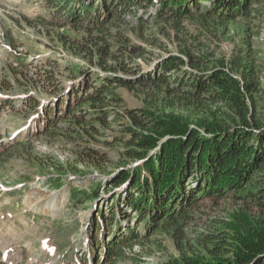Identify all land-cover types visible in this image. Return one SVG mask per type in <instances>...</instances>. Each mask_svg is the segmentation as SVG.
<instances>
[{
  "label": "trees",
  "instance_id": "16d2710c",
  "mask_svg": "<svg viewBox=\"0 0 264 264\" xmlns=\"http://www.w3.org/2000/svg\"><path fill=\"white\" fill-rule=\"evenodd\" d=\"M77 1L65 9V20L79 24L76 28L85 31L87 36L73 42L66 37L61 40L70 43L71 48L77 46L81 55L89 52L90 56L86 55L89 58L97 50L99 61L106 69L137 67V60L147 52L143 45L132 43L127 33H112L104 25L116 16L130 14L140 22L135 33L143 41L153 36L142 27L144 23L150 20L159 26L165 23L170 30L169 37L180 46V53L161 55L151 71L139 70L133 77H101L89 70L80 71L69 85L66 100L62 98L56 105H47L43 115L46 127L34 134L38 139L50 137L55 133L53 125L65 121L76 124L77 127H68L75 131L78 139L95 138L97 134L105 136L103 132L112 122L119 123L117 115L111 119L119 109L134 126L127 135H113V144H124L117 161L108 160L95 145L83 147V151L76 153L78 163L94 165L103 176L114 174L109 177L108 191L128 186L122 192L124 195L113 197L117 203L112 204L108 215H113L115 208L126 205L134 211L139 226L129 232L116 228L112 241L105 243L103 260L99 263L95 254L94 261L108 264L115 252H122L129 242L146 238L159 229L171 232L179 248L192 251L194 243L185 234L183 223L192 219L191 212L199 208L200 201L209 199L216 210L219 207L216 205L224 200L239 204L237 210H244L248 217L255 212L256 221L248 220L245 237L236 218L224 219V222L217 217L213 218L214 222L204 223L206 230L198 231L196 238L202 245V252H196L198 257L192 261L184 259L185 264H264V227L255 224L264 222V113L258 112L256 99V94L263 95L264 88L254 67L253 41L249 36L244 37L228 62L222 59V63H218L221 59H215L221 40L219 24L236 18L251 23L256 16L253 4L262 0H90L88 3L81 1L80 5ZM149 6H154L155 12L147 17ZM141 8L147 13L139 15ZM57 17L58 14L51 20ZM46 20L33 24L63 26ZM52 61L50 56L43 60L41 73L48 80L54 78L55 86L62 91V81L55 77V72L51 73L58 71L59 66ZM118 86L154 89L163 95L160 99L163 104L175 99L195 109L201 116L199 122L185 124L180 120L173 123L163 115H151L142 108L129 107L117 92ZM83 104L93 107L95 115L88 118ZM109 143V140L102 141L103 146ZM18 145L21 146L11 150L5 145L3 152L8 151L5 156L11 159L22 155V149L32 150L28 140L14 146ZM132 161L138 162L137 165L130 167ZM53 166L66 169L60 161ZM81 191L74 188L72 198L79 199L87 192ZM98 191L99 188L92 195ZM86 194L89 196V192ZM100 219L102 229L106 230L104 213ZM231 228L238 231L234 233ZM121 252L114 256H120Z\"/></svg>",
  "mask_w": 264,
  "mask_h": 264
},
{
  "label": "rangeland",
  "instance_id": "374dc122",
  "mask_svg": "<svg viewBox=\"0 0 264 264\" xmlns=\"http://www.w3.org/2000/svg\"><path fill=\"white\" fill-rule=\"evenodd\" d=\"M81 1L88 3L90 0H78L77 5ZM72 2L75 0H0V264H97L93 261V248L99 261L102 251L96 248L98 242L102 246L105 241H112L118 227L126 232L139 227L134 211L126 205L115 208L113 215H108L112 204L117 203L113 197L124 195L122 192L128 186L119 191H108L111 179H104L94 165L89 167L76 159V153L88 145L101 149L112 162L119 159L124 144H113L115 136L127 135L134 127L122 109L111 116L113 119L117 115L119 123L112 122L103 132L105 136L97 134L95 138L78 139L75 131L68 127H77L76 124L65 121L53 125L55 133L50 137L40 136L38 139L34 134L41 128V118L47 105H56L62 98V101L66 100L69 85L80 71L89 70L101 77H133L139 70L151 71L161 55L180 53V46L169 37L170 30L165 23L160 26L151 20L144 23L142 27L153 36L143 41L135 33L140 22L130 14L116 16L104 25L112 33H127L132 43L143 45L147 52L137 60V67L117 70L108 65L109 69H106L99 61L97 50L89 58V52H85L87 56L81 55L77 46L71 48L70 43L61 40L66 37L73 42L75 39L84 40L87 36L85 31L76 28L79 24L66 23L65 9ZM253 7L256 16L251 23L236 18L227 24H219L221 40L215 59H221L218 63H222V59L228 62L236 45L249 36L253 41L254 67L264 88V0L255 2ZM144 10L141 8L139 15L147 13ZM154 10V6H149L148 13ZM56 14L58 17L51 20ZM41 19L63 26L33 24L41 22ZM211 21L218 24L216 20ZM189 24L191 22H187ZM49 56L59 66L58 71L51 73L55 72V77L62 81V91L55 86L54 78L48 80L41 73V63ZM117 92L129 107L142 108L151 115H163L173 123L181 120L185 124H194L201 117L195 109L175 99L167 104L161 103L163 95L154 89L118 86ZM256 95L258 112L264 113V93ZM74 109L78 114V107ZM82 109L87 112L88 118L95 115L94 108L89 104H83ZM27 140L32 150L27 152L22 149V155L11 159L7 154L5 156L8 151L3 152L2 145L11 150L24 144L14 146L19 141ZM103 140H109V145L103 146ZM2 155L5 158H1ZM57 161L66 169L53 166ZM137 163L132 161L129 166L134 167ZM74 188L86 190L89 196L98 188L99 191L92 198L82 193L75 200L71 195ZM32 201H36L37 205H33ZM216 206H219L217 210L209 199L200 201L199 208L191 212L192 219L183 223L185 234L194 243L192 251L179 248L171 232L159 229L146 238L129 242L134 244L133 247L128 244L122 252L118 250L122 253L120 256H114L115 252L108 264H185L184 259L188 258L192 261L198 257L196 252H202V245L196 240L198 231L206 230L204 223L214 222L213 218L217 217L224 222V219L236 218L244 229L241 232L243 237L247 236L245 226L251 219L256 221L255 212L248 217L244 210H237L240 209L239 204L226 200ZM103 213L107 217L104 220L107 221V234H104V229L100 230ZM255 224L264 227V222ZM231 230L234 233L238 231L236 228Z\"/></svg>",
  "mask_w": 264,
  "mask_h": 264
},
{
  "label": "water",
  "instance_id": "95a60500",
  "mask_svg": "<svg viewBox=\"0 0 264 264\" xmlns=\"http://www.w3.org/2000/svg\"><path fill=\"white\" fill-rule=\"evenodd\" d=\"M114 174L110 175V176H103L104 179H108L109 177H112ZM115 193V192H114Z\"/></svg>",
  "mask_w": 264,
  "mask_h": 264
},
{
  "label": "bare ground",
  "instance_id": "6f19581e",
  "mask_svg": "<svg viewBox=\"0 0 264 264\" xmlns=\"http://www.w3.org/2000/svg\"><path fill=\"white\" fill-rule=\"evenodd\" d=\"M32 202H34V204H33V205H35V204L37 205L36 201H32Z\"/></svg>",
  "mask_w": 264,
  "mask_h": 264
}]
</instances>
